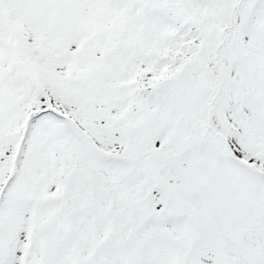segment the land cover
Listing matches in <instances>:
<instances>
[{
	"label": "snow or ice",
	"instance_id": "1",
	"mask_svg": "<svg viewBox=\"0 0 264 264\" xmlns=\"http://www.w3.org/2000/svg\"><path fill=\"white\" fill-rule=\"evenodd\" d=\"M0 264H264V0H0Z\"/></svg>",
	"mask_w": 264,
	"mask_h": 264
}]
</instances>
